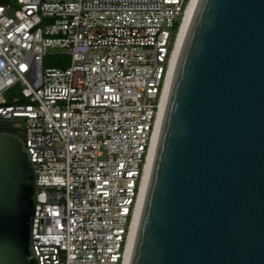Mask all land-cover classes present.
<instances>
[{
	"label": "built area",
	"instance_id": "1",
	"mask_svg": "<svg viewBox=\"0 0 264 264\" xmlns=\"http://www.w3.org/2000/svg\"><path fill=\"white\" fill-rule=\"evenodd\" d=\"M189 1L0 3V119L34 166L38 264H126Z\"/></svg>",
	"mask_w": 264,
	"mask_h": 264
},
{
	"label": "water",
	"instance_id": "2",
	"mask_svg": "<svg viewBox=\"0 0 264 264\" xmlns=\"http://www.w3.org/2000/svg\"><path fill=\"white\" fill-rule=\"evenodd\" d=\"M36 189L0 126V264H38ZM126 264H264V0H194Z\"/></svg>",
	"mask_w": 264,
	"mask_h": 264
},
{
	"label": "bare ground",
	"instance_id": "3",
	"mask_svg": "<svg viewBox=\"0 0 264 264\" xmlns=\"http://www.w3.org/2000/svg\"><path fill=\"white\" fill-rule=\"evenodd\" d=\"M193 3H194V0H190L189 1L188 5L186 7V10L184 12V17H183L182 23H181V25L179 27V30H178V34H177V38H176V43H175V48H174V52H173V56H172V61H171L172 67H171V70H170V73H169V78L167 80V84H166V86L164 88V99H165L167 87H168V84H169V80H170V76H171L173 64H174V61H175V57H176L178 45H179V42H180L182 30H183L184 24H185V22L187 20V17L189 15V12H190V10L192 8ZM164 99H163V103H164ZM163 103H162L161 110H160V113H159V117H158V121H157V125H156L155 134H154V137H153V140H152V143H151L150 152H149V155H148V158H147V162H146V165H145V173H144L142 187H141V192H140V195H139V199H138V203H137V208H136V212H135V218H134V222H133V228H134V223H135V219H136V215H137V210H138V206H139V202H140V197H141V193H142V189H143V185H144V181H145V177H146V173H147V169H148V165H149V161H150L152 149H153V144H154V140H155V136H156V132H157V127H158V123H159V119H160V115H161ZM133 228H132V232H133ZM131 237H132V233H131ZM129 248H130V246H129ZM129 248H128V251H127L126 263H127Z\"/></svg>",
	"mask_w": 264,
	"mask_h": 264
},
{
	"label": "trees",
	"instance_id": "4",
	"mask_svg": "<svg viewBox=\"0 0 264 264\" xmlns=\"http://www.w3.org/2000/svg\"><path fill=\"white\" fill-rule=\"evenodd\" d=\"M5 1H7V0H0V3L5 2ZM176 27H177V24H175L174 30H176ZM44 65H46V66H48V65L57 66L58 65L59 66L61 64H60V62L55 61L54 58L51 59L49 57H46L45 61H44ZM12 124H13L12 120H2V119H0V126L5 127L8 131H10L12 133H15V134L20 136L21 135L20 132L17 129H15L12 126Z\"/></svg>",
	"mask_w": 264,
	"mask_h": 264
},
{
	"label": "rangeland",
	"instance_id": "5",
	"mask_svg": "<svg viewBox=\"0 0 264 264\" xmlns=\"http://www.w3.org/2000/svg\"><path fill=\"white\" fill-rule=\"evenodd\" d=\"M7 1H10V0H7ZM48 57L51 59L54 58L55 61L60 62L61 65H59V66L68 65L70 62V57L68 55H65V54L64 55L63 54H56V55H52V56H48ZM48 66H54V65H48Z\"/></svg>",
	"mask_w": 264,
	"mask_h": 264
}]
</instances>
